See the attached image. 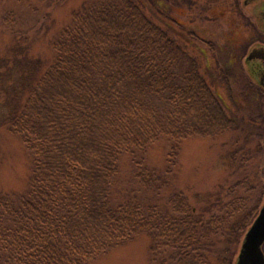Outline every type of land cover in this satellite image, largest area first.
<instances>
[{
	"label": "trees",
	"instance_id": "obj_1",
	"mask_svg": "<svg viewBox=\"0 0 264 264\" xmlns=\"http://www.w3.org/2000/svg\"><path fill=\"white\" fill-rule=\"evenodd\" d=\"M146 1L165 14L168 0L85 1L49 40L48 60L36 54L24 71L22 102L4 101L1 118L31 154V172L23 194L0 189V264H89L139 236L149 264H235L262 188L240 142L255 141L264 158V89L247 70L223 75L226 85L244 81L228 109L181 50L176 22L153 21ZM224 135L226 181L181 190L182 143ZM159 142L156 170L147 154ZM123 158L130 176L114 202Z\"/></svg>",
	"mask_w": 264,
	"mask_h": 264
},
{
	"label": "rangeland",
	"instance_id": "obj_2",
	"mask_svg": "<svg viewBox=\"0 0 264 264\" xmlns=\"http://www.w3.org/2000/svg\"><path fill=\"white\" fill-rule=\"evenodd\" d=\"M85 1L0 0V189L5 193L19 195L27 190L31 154L20 139L8 130L5 119L1 118L6 111L4 101L9 108L22 102L24 85L19 87L18 84L24 71H30L36 54L43 57V62L48 60L51 55L49 40L69 23L72 12ZM261 1L254 0L246 6V0H168L159 3L165 14L160 10L158 14L148 1L145 5L147 15L153 21L163 23L173 19L176 22L172 29L181 50L196 60L213 92L229 109L233 101L238 102L240 86L244 81L241 76L242 84L239 79H230L226 85L223 75L232 76L240 72L247 75V70L252 78H256L264 71L261 62L257 63L255 59L252 64L244 62L252 48L258 47L257 42L264 44V35L258 30H264V18L254 15L257 28L252 16L259 9ZM209 43L214 49L209 47ZM182 62L181 65L184 64ZM209 72L213 76L208 77ZM14 84L17 86L13 90L5 87ZM228 136L216 139L193 137L182 143L174 178L181 190L189 195L194 192L207 193L226 181L228 172L221 156L232 147ZM246 138L242 139L240 145L246 151L251 150L252 158L248 156L247 163L250 167L257 165L259 168L257 180L262 187L259 211L264 199V174L260 169L264 158L263 154L260 156L253 151L256 142L247 143ZM258 144L262 143L258 141ZM166 149V144L161 142L152 146L147 154L150 167L156 170L162 168ZM129 172V162L123 158L120 173L114 182V202L119 201L121 189L128 183ZM251 174L253 176L252 170ZM147 248L148 238L139 236L95 257L89 264H149ZM262 250L264 253V245Z\"/></svg>",
	"mask_w": 264,
	"mask_h": 264
},
{
	"label": "water",
	"instance_id": "obj_3",
	"mask_svg": "<svg viewBox=\"0 0 264 264\" xmlns=\"http://www.w3.org/2000/svg\"><path fill=\"white\" fill-rule=\"evenodd\" d=\"M250 0L245 2L249 3ZM255 59V60H254ZM262 61L264 63V46L252 48L248 54L247 61ZM264 70V68H263ZM254 81L264 89V71L260 76L253 78ZM264 199L257 216L249 226L238 251L235 264H264Z\"/></svg>",
	"mask_w": 264,
	"mask_h": 264
},
{
	"label": "flooded vegetation",
	"instance_id": "obj_4",
	"mask_svg": "<svg viewBox=\"0 0 264 264\" xmlns=\"http://www.w3.org/2000/svg\"><path fill=\"white\" fill-rule=\"evenodd\" d=\"M247 1V0H246ZM254 0H250L249 1V3H246L245 5L246 6H248L249 4H251L252 2H253ZM254 15L256 16V17H260V18H264V0L263 1H261L260 2V5H259V9L257 10V12H256V14H253L252 16L254 17ZM254 20H255V25L257 26V28H258V25H257V22H256V19H255V17H254ZM258 30H259V32L261 33V34H263L264 35V30L263 29H260V28H258ZM256 44H259V45H263L264 46V44H261V43H259V42H257ZM247 58H248V55L246 56V58H245V60H244V62H245V64H252L254 61H247ZM256 62L257 63H260L261 64V66H263L262 67V69L264 68V63L262 62V61H257L256 60ZM254 66H252V69L254 70V68H253Z\"/></svg>",
	"mask_w": 264,
	"mask_h": 264
}]
</instances>
